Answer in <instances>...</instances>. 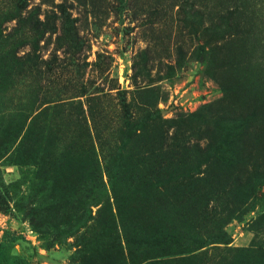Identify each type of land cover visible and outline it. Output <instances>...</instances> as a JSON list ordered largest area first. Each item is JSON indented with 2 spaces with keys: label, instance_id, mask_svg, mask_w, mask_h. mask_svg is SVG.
Listing matches in <instances>:
<instances>
[{
  "label": "rangeland",
  "instance_id": "1",
  "mask_svg": "<svg viewBox=\"0 0 264 264\" xmlns=\"http://www.w3.org/2000/svg\"><path fill=\"white\" fill-rule=\"evenodd\" d=\"M21 1L0 237L36 264H264V0Z\"/></svg>",
  "mask_w": 264,
  "mask_h": 264
},
{
  "label": "trees",
  "instance_id": "2",
  "mask_svg": "<svg viewBox=\"0 0 264 264\" xmlns=\"http://www.w3.org/2000/svg\"><path fill=\"white\" fill-rule=\"evenodd\" d=\"M25 0H22L20 6L23 7ZM112 184V179H110ZM17 236L4 235L0 237V264H36L27 258L26 255L20 254L14 250L17 244Z\"/></svg>",
  "mask_w": 264,
  "mask_h": 264
}]
</instances>
